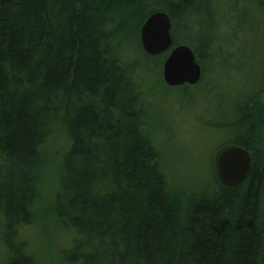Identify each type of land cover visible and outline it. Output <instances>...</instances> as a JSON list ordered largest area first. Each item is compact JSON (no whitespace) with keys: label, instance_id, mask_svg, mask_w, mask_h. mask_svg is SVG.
Returning a JSON list of instances; mask_svg holds the SVG:
<instances>
[{"label":"trees","instance_id":"trees-1","mask_svg":"<svg viewBox=\"0 0 264 264\" xmlns=\"http://www.w3.org/2000/svg\"><path fill=\"white\" fill-rule=\"evenodd\" d=\"M211 1L11 0L0 7L7 252L0 264H38L19 235L35 222L49 143L61 130L68 146L53 206L73 235L66 264H264V0H251L257 74L237 92L225 124L214 126L228 137L222 145L251 153L248 177L234 189L214 176L197 189L175 187L147 128L146 79L160 75L165 55L143 51V23L164 11L174 44L198 47L201 81L175 88L189 100L221 53L216 43L225 28L207 24L216 16ZM240 28L231 26L226 38L235 40Z\"/></svg>","mask_w":264,"mask_h":264},{"label":"rangeland","instance_id":"rangeland-1","mask_svg":"<svg viewBox=\"0 0 264 264\" xmlns=\"http://www.w3.org/2000/svg\"><path fill=\"white\" fill-rule=\"evenodd\" d=\"M213 3L216 16L207 24L215 31L222 25L225 33L216 43L221 53L206 64L210 69L206 84L188 100L179 89L167 87L162 71L145 80L150 107L147 128L164 151L166 173L175 187L197 189L209 184L213 176L219 182L217 157L228 147L222 145L228 137L214 126L225 124L237 92L249 89L257 74L254 61L259 32L254 27L252 1L212 0V6ZM237 25L241 27L237 38L228 40L226 36L231 33L228 29ZM215 31L212 32L216 36ZM192 48L198 53L196 45ZM67 146L63 130L49 143L47 161L41 172L35 222L19 235L26 252L38 264H66L64 254L73 239L53 206L58 190V167ZM6 255L0 234V263Z\"/></svg>","mask_w":264,"mask_h":264},{"label":"water","instance_id":"water-1","mask_svg":"<svg viewBox=\"0 0 264 264\" xmlns=\"http://www.w3.org/2000/svg\"><path fill=\"white\" fill-rule=\"evenodd\" d=\"M11 0H0V7ZM143 51L150 57L165 55L162 77L169 88L197 85L203 75L196 54L187 45H175L170 16L164 11L152 13L140 29ZM251 153L238 146H228L217 157V177L222 187L234 189L249 175Z\"/></svg>","mask_w":264,"mask_h":264}]
</instances>
